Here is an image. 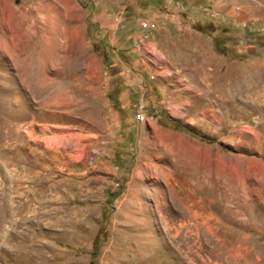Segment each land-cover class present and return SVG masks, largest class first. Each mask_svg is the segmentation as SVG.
<instances>
[{"label": "rangeland", "instance_id": "1", "mask_svg": "<svg viewBox=\"0 0 264 264\" xmlns=\"http://www.w3.org/2000/svg\"><path fill=\"white\" fill-rule=\"evenodd\" d=\"M0 264H264V0H0Z\"/></svg>", "mask_w": 264, "mask_h": 264}, {"label": "built area", "instance_id": "2", "mask_svg": "<svg viewBox=\"0 0 264 264\" xmlns=\"http://www.w3.org/2000/svg\"><path fill=\"white\" fill-rule=\"evenodd\" d=\"M146 37H147V34H144L142 36L143 39H146ZM140 41H141V39H140ZM138 45H139V43H138ZM142 107H143V104L140 103L139 107H138V112H137V117L140 118V119L142 118Z\"/></svg>", "mask_w": 264, "mask_h": 264}]
</instances>
